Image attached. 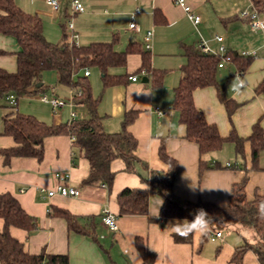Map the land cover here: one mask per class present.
Masks as SVG:
<instances>
[{
  "label": "crops",
  "instance_id": "0c3cea01",
  "mask_svg": "<svg viewBox=\"0 0 264 264\" xmlns=\"http://www.w3.org/2000/svg\"><path fill=\"white\" fill-rule=\"evenodd\" d=\"M81 2L84 11L72 16L79 45L114 41V49L123 51L128 44L136 42L145 50L144 34L147 30L153 31L151 68L163 70L162 77L154 85L151 76L142 75L139 71L141 54L130 53L124 66L114 67L124 70H109L111 74L126 75L127 78L122 83L104 87L98 105L103 129L107 132L121 130L126 111H139L128 129L138 141L135 154L140 162L135 164L132 171H126L122 159H113L110 168L115 176L112 186L107 188L102 183H82L89 174V161L68 134L45 137L40 160L36 157L13 156L5 163L4 157L0 155V194L11 193L21 207L37 220L35 230L28 232L11 226L10 234L24 244L27 252L37 254L45 250L51 254H64L69 264H143L135 243L137 237L143 240L149 251L155 253L154 264H261L250 249L242 253L240 262L233 259L243 245L258 241L251 227L234 224L217 228L221 229L222 237L215 240L209 238L213 228L208 227L203 235L193 233L190 243H181L176 242L172 235L175 226L182 222L185 224V221L160 215L164 203L161 196L151 195L148 212L142 215H119L117 201V195L123 188H148L147 180L152 172L167 171L168 165L159 156L162 144L167 154L178 164L171 196L180 204L203 201L228 207L235 186L241 182H244L248 200L256 195L264 196V150L260 153L257 167L253 165L249 140L243 143L242 156L236 153L233 142H225L221 149L201 156L198 145L185 138V126L173 107L174 88L180 82L182 67L187 62L185 47L197 49V43L204 39L214 52H218L220 43L214 36L220 35L222 44L235 54L234 60L218 67L216 86L193 91L195 106L203 111L208 122L217 126L223 137H227L234 129L239 137L246 139L256 123L264 130V96L255 92L264 78V31L252 30L248 21L240 15L249 6L250 0H187L193 12L201 16L197 25L174 0ZM15 3L24 12L41 18L43 33L49 41L57 44L68 41L65 27L66 20L71 17L68 0H60L58 10H54L47 0H15ZM137 9L135 20L139 31L135 32L128 25L131 14ZM155 12L161 14L158 19L155 18ZM17 50L18 44L13 36L0 34L1 68L15 71ZM242 52H255L256 55L242 56ZM88 69L89 80L92 71ZM132 74L137 75L138 80H129ZM143 76L148 78L147 82L141 81ZM43 81L45 85L51 82V96H58L60 87L68 88L57 83L54 71L44 72ZM219 89H223L226 98L239 104L231 116L219 98ZM18 99L15 110L26 113L19 106ZM41 102L50 106L49 102ZM0 107L3 109L2 118L11 111ZM50 107L52 115L44 119L37 116L41 113L33 115L47 124L68 122L70 107L65 106L57 112ZM75 107L83 108L86 111L85 118L88 117L83 103L75 104L73 111ZM156 107L163 108L166 114L158 116L154 111ZM65 109L68 114L63 117L62 110ZM2 130L3 120L0 122V148L14 146L13 137L3 134ZM56 173L68 174L69 185L79 189V195L48 196L46 190L58 184ZM104 208H109L117 215V231H110L102 222ZM186 209L194 213L189 207ZM60 210L69 213L83 228V232L69 230ZM3 224L0 218V229Z\"/></svg>",
  "mask_w": 264,
  "mask_h": 264
},
{
  "label": "trees",
  "instance_id": "16d2710c",
  "mask_svg": "<svg viewBox=\"0 0 264 264\" xmlns=\"http://www.w3.org/2000/svg\"><path fill=\"white\" fill-rule=\"evenodd\" d=\"M258 11L264 13V0H251ZM160 13L155 12V18ZM0 34L10 35L18 44L16 55V69L11 72L0 67V100L13 92L17 98L37 96L45 92L47 87L43 81L46 71H54L57 83L76 91L75 103H83L88 117L74 119L60 124H47L32 114L11 110L2 118V133L10 135L15 141L14 146L0 148V155L8 163L13 156H28L41 159L43 155V140L47 136L68 134L72 135L75 145L82 150L89 161V174L82 181L84 185L104 184L112 186L115 172L110 163L115 158L125 162V170L132 171L140 160L135 154L138 141L128 127L135 121L139 111L130 109L124 113L121 130L107 132L103 129L102 116L98 105L101 94L93 96L88 77L84 75L86 68L96 67L101 73L103 87L124 82L126 75L111 74L109 70L124 66L130 53L141 54V67L147 76H151L155 85L163 70L151 68L150 51L143 50L139 43H130L123 51L114 49V41L92 42L87 45H76L63 42L61 44L49 41L43 33V23L39 16L24 12L15 3V0H0ZM187 62L182 67L183 76L174 88L173 107L177 110L180 122L185 126V138L198 145L199 154L217 151L225 142H233L235 151L243 155V143L249 140L252 149L253 165L257 167L260 153L264 150V130L256 123L251 134L245 139L231 130L227 137L219 134L214 123L207 121L203 111L195 106L193 91L197 88L216 86V72L222 57L206 55L193 46L185 47ZM227 54L234 60L235 54L227 50ZM41 83L40 86H37ZM257 94L264 96V78L255 89ZM219 98L226 111L231 116L239 105L231 98L224 96L223 89H219ZM0 106H4L1 105ZM159 156L168 165L163 173H151L147 180L148 188H123L117 195L119 215H142L148 212L151 195L157 194L164 199L160 215L167 218H183L185 224L194 219L198 209L208 215V227L217 229L226 225L239 224L251 227L257 236L255 244H245L236 252L234 260L240 262L242 253L252 250L259 262L264 264V196L256 195L248 200L244 191V182L235 186L228 207H219L210 202L198 201L194 204H180L171 196L172 186L176 178L177 161L167 154L164 145L159 148ZM201 166L203 161L201 159ZM189 207L194 213L188 212ZM68 224L69 230L83 232L73 219L64 210L59 211ZM0 218L3 219V228L0 229V263L1 264H69L67 255L51 254L45 250L37 254L25 250L24 244L10 234L11 226L24 229L28 232L35 230L37 220L27 213L17 198L11 193L0 194ZM176 242L190 243L192 235L186 239L173 233ZM137 249L142 257L143 264H154L155 253L149 251L143 240H135Z\"/></svg>",
  "mask_w": 264,
  "mask_h": 264
},
{
  "label": "built area",
  "instance_id": "2783aa9c",
  "mask_svg": "<svg viewBox=\"0 0 264 264\" xmlns=\"http://www.w3.org/2000/svg\"><path fill=\"white\" fill-rule=\"evenodd\" d=\"M47 2L52 6L54 10H58V8L60 7V0H47ZM174 3L183 9V11L187 14L188 18L194 24L197 25L198 23H200L201 16L193 12L191 6L187 3V0H174ZM68 5L70 8L71 17L66 20V24H65L66 32H67L66 39L68 40L66 42L69 44L78 45V36L73 28L72 16L77 13H82L84 11V5L81 2V0H68ZM137 12H138V9L131 14L129 25H128V28L135 32L139 31V25L137 24L135 20V13ZM240 15L241 17L245 18L248 21L249 26L252 30L264 31V13L258 11V9L254 6L251 0H250L249 6L246 9H244ZM214 39L220 43L218 47V52H214L208 45L207 41L204 39H200V41L197 43V49L199 52L206 54V55L221 56L222 59L218 63V67H222L224 65V62L230 61L231 56L227 54V49L222 44V41H223L222 36L215 35ZM152 40H153V31L147 30L143 37V45H144L145 50L151 51L152 46H153ZM241 55L242 56H255L256 53L255 52H251V53L242 52ZM83 73L85 76H88L90 74V70L86 68ZM140 73L142 75L143 74L146 75L147 71L145 69H142ZM128 78L131 81L138 80V76L135 74L130 75ZM75 93L76 91L70 88L68 97L66 99H63L57 96L56 94L49 96L48 94H45V93L42 95H39L38 98L41 101L49 102L54 112H57L58 110L63 109L65 106L70 107L69 120H68V122H70L77 118L76 112L72 110V107L75 104H78V103H75V100H74ZM5 99L8 105H10L11 107H15L16 100H17V96L15 93L13 92L9 93ZM154 111L158 116H163L166 114L165 110L160 107H156ZM71 139L74 141L75 138L71 135ZM227 165L230 166L229 163H227ZM55 178L58 180V184L53 189L46 190V193L48 196H52L54 194H60L62 196H78L79 195V189L69 185L68 183L69 175L68 174L56 173ZM116 219H117V215L111 212L109 208H104L102 210V222L108 227L110 231L114 232L118 230ZM221 237H222L221 229L215 228V229L210 230L209 238L211 240H215Z\"/></svg>",
  "mask_w": 264,
  "mask_h": 264
},
{
  "label": "rangeland",
  "instance_id": "374dc122",
  "mask_svg": "<svg viewBox=\"0 0 264 264\" xmlns=\"http://www.w3.org/2000/svg\"><path fill=\"white\" fill-rule=\"evenodd\" d=\"M111 70L120 72V71L124 70V68L123 69H121V68H112ZM91 71H92V75H91L89 81H90V84H91V87H92L93 96L97 97V96H99L101 94V97H102L103 94H104V89H103L104 87L102 85L101 73L99 72V70L96 67L91 68ZM51 85H52L51 82H46V86L47 87L45 88L46 90L44 92L45 94L47 93L50 96L52 94L51 90H49L52 87ZM44 93H41L39 95H42ZM68 94H69V87L68 88H66V87L58 88V96L59 97H61L63 99H66L68 97ZM39 95L30 96V97H20L18 99V102H19V106L20 107L22 106L23 109H25L24 111L26 113L33 115L34 113L38 112V113H41L42 116L39 115V114L38 115L36 114V115L41 117L42 119H44L43 117H47V116L52 115V110H51V107H50L51 105L49 106V105H46L45 103L39 101V99H37ZM106 98H107V95H105L104 99H106ZM0 104L4 105V108L6 110H8V109L9 110H15V107H11L10 105H8L6 99H1L0 100ZM74 111L77 113V116H78L77 118L78 119L85 118L86 111L83 108L75 107ZM2 112H3V109H2V107H0V122L2 121V115H3ZM62 112H63V117H65L68 114V110L67 109L62 110ZM174 219L179 220V221H181V220L185 221V219H183V218H174ZM230 226H232V225H226V226H223L222 228H227V227H230Z\"/></svg>",
  "mask_w": 264,
  "mask_h": 264
},
{
  "label": "clouds",
  "instance_id": "9594fccd",
  "mask_svg": "<svg viewBox=\"0 0 264 264\" xmlns=\"http://www.w3.org/2000/svg\"><path fill=\"white\" fill-rule=\"evenodd\" d=\"M262 208H264V205H262ZM208 222L207 213L202 209H198L194 215V219L192 221H188L187 224L182 222L180 225H176L174 228V233L175 235L184 239L193 233H199L203 235L208 230Z\"/></svg>",
  "mask_w": 264,
  "mask_h": 264
},
{
  "label": "water",
  "instance_id": "95a60500",
  "mask_svg": "<svg viewBox=\"0 0 264 264\" xmlns=\"http://www.w3.org/2000/svg\"><path fill=\"white\" fill-rule=\"evenodd\" d=\"M141 81L142 82H147L148 78L146 76H143ZM40 85H41V83H39L37 86H40Z\"/></svg>",
  "mask_w": 264,
  "mask_h": 264
}]
</instances>
